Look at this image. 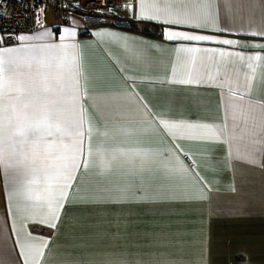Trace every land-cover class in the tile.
<instances>
[{"label":"crops","instance_id":"1","mask_svg":"<svg viewBox=\"0 0 264 264\" xmlns=\"http://www.w3.org/2000/svg\"><path fill=\"white\" fill-rule=\"evenodd\" d=\"M190 8L205 27L140 19L135 0L126 12L129 27L88 22L80 13L63 22L52 13L45 28L21 34L32 39L10 45H76L40 55L82 65L87 93L75 107L83 106L85 127L91 121L85 152L90 143L93 155L88 168L75 173L74 186L64 189L67 199L54 220L39 207L58 195L44 165L33 161L30 145L5 140L0 264H24L26 231L37 246L47 241L42 257L35 251L28 257L39 264H264V121L234 111L227 91L231 86L245 94L252 64L250 98L264 103V60L247 59L264 57V48L257 47L264 44V0H211V14L201 0H190ZM151 25L160 29H146ZM64 27L77 34L64 38ZM45 29L49 34L37 38ZM169 30L215 39L169 40ZM189 76L201 83L172 82ZM160 119L214 124L223 135L202 139L183 129L170 131ZM53 132L49 140L70 143ZM52 153L67 154L59 147Z\"/></svg>","mask_w":264,"mask_h":264},{"label":"snow or ice","instance_id":"2","mask_svg":"<svg viewBox=\"0 0 264 264\" xmlns=\"http://www.w3.org/2000/svg\"><path fill=\"white\" fill-rule=\"evenodd\" d=\"M211 9V0H201ZM79 7V5H75ZM67 7V5H64ZM131 8L132 5L128 4ZM101 9H96L100 11ZM43 11V9L41 10ZM111 11V9H109ZM137 11L140 19L159 20L171 25H189L193 28H202L206 24L200 22L192 14L190 0H137ZM37 23H41L38 19ZM49 34L45 29L42 33H37V38H43ZM76 29L71 27L63 28V37H74ZM254 35L256 33H253ZM264 35V33H260ZM96 35H103L97 33ZM33 37L20 35L19 40H28ZM167 38L169 40L184 41H211L215 37L210 35L191 34L183 31L169 30ZM4 37H0L2 41ZM10 39V37H9ZM222 43L227 45L235 44L233 40H223ZM76 45L56 44L37 46L31 49L15 46L0 47V158L3 157L5 140L9 144H26L30 145L33 151V161L38 158L42 165L47 181L55 185V191L58 195L47 199L46 203L39 205L41 213H47L54 220L59 219L60 210L63 207L62 201H66L64 189L72 188L71 182L76 180L75 173L83 167L85 170L93 155L90 146L85 152V140L90 141L93 127L91 121L85 127L83 106L79 110L76 104L83 100L87 93V75L82 69V65L76 61H66L64 56L47 57L40 53H46L51 49L75 48ZM264 48V44L257 45ZM180 51L199 52L211 51L199 48H181ZM223 55V53H222ZM229 56L233 53H228ZM241 58L243 59L242 54ZM249 61L264 60L259 55L248 56ZM248 67L253 69L251 75H245L244 88L245 94H237V90L229 86L228 104L234 110H246L248 114L259 115L264 121V103H258L250 98L251 90L254 87L255 70L252 64ZM264 79V76H262ZM83 80V83H82ZM184 85L193 83L199 84V79L194 80L189 76L187 79L172 81ZM238 87V86H237ZM71 104V108L66 105ZM159 123L163 124L170 131L174 129H183L188 133H198L202 139H217L223 135L222 127H217L209 123H186L183 121H169L160 119ZM66 135L70 143L64 144L61 140L59 143L55 139L49 140L48 137L54 136V132ZM43 146V151H39ZM62 148L67 154L55 156L52 153L53 148ZM134 156L142 155L140 152ZM85 156V161L81 164L80 158ZM115 155L112 160H115ZM50 162V163H49ZM107 167L110 162L105 161ZM25 220L31 218V213L25 209ZM38 225H43V220L35 221ZM56 227L55 223L50 225ZM31 232H25V237L21 240V250L24 257V264H39L33 258L28 260L29 255L35 251L40 257L43 256V249L47 241H42L37 246L33 241Z\"/></svg>","mask_w":264,"mask_h":264},{"label":"built area","instance_id":"3","mask_svg":"<svg viewBox=\"0 0 264 264\" xmlns=\"http://www.w3.org/2000/svg\"><path fill=\"white\" fill-rule=\"evenodd\" d=\"M128 4L133 8L135 0H0V37H4L0 46L17 44L21 34L45 28L50 11L63 22L80 13L88 22L129 27L130 19L126 12L131 8L127 7ZM38 19L41 23H37Z\"/></svg>","mask_w":264,"mask_h":264},{"label":"trees","instance_id":"4","mask_svg":"<svg viewBox=\"0 0 264 264\" xmlns=\"http://www.w3.org/2000/svg\"><path fill=\"white\" fill-rule=\"evenodd\" d=\"M131 27H133V26L131 25ZM146 29H153V30L158 31L160 29V26H158V25L146 26Z\"/></svg>","mask_w":264,"mask_h":264},{"label":"rangeland","instance_id":"5","mask_svg":"<svg viewBox=\"0 0 264 264\" xmlns=\"http://www.w3.org/2000/svg\"><path fill=\"white\" fill-rule=\"evenodd\" d=\"M48 15H49V16L52 15V11L48 12L47 16H48Z\"/></svg>","mask_w":264,"mask_h":264}]
</instances>
